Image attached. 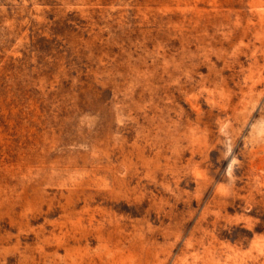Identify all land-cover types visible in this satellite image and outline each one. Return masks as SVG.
Masks as SVG:
<instances>
[{
    "label": "rangeland",
    "instance_id": "rangeland-1",
    "mask_svg": "<svg viewBox=\"0 0 264 264\" xmlns=\"http://www.w3.org/2000/svg\"><path fill=\"white\" fill-rule=\"evenodd\" d=\"M0 264H264V0H0Z\"/></svg>",
    "mask_w": 264,
    "mask_h": 264
}]
</instances>
